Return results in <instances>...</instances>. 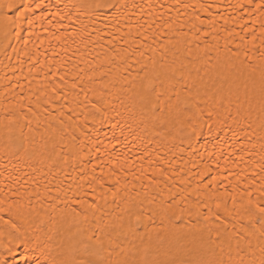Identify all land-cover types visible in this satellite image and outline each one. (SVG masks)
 <instances>
[{"label":"bare ground","instance_id":"obj_1","mask_svg":"<svg viewBox=\"0 0 264 264\" xmlns=\"http://www.w3.org/2000/svg\"><path fill=\"white\" fill-rule=\"evenodd\" d=\"M264 0H0V264H264Z\"/></svg>","mask_w":264,"mask_h":264},{"label":"snow or ice","instance_id":"obj_2","mask_svg":"<svg viewBox=\"0 0 264 264\" xmlns=\"http://www.w3.org/2000/svg\"><path fill=\"white\" fill-rule=\"evenodd\" d=\"M262 212H264V209H261Z\"/></svg>","mask_w":264,"mask_h":264}]
</instances>
